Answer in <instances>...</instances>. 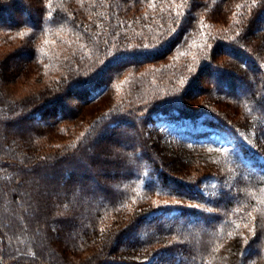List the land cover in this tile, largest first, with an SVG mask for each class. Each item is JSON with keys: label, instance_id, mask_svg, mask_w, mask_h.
Instances as JSON below:
<instances>
[{"label": "trees", "instance_id": "16d2710c", "mask_svg": "<svg viewBox=\"0 0 264 264\" xmlns=\"http://www.w3.org/2000/svg\"><path fill=\"white\" fill-rule=\"evenodd\" d=\"M255 29L264 30V0H0V31L22 40L0 61V264H264V35ZM23 55L41 71L63 64L58 93L6 95L7 63ZM169 60L181 85L137 90L138 70ZM125 75L139 83L124 103L110 101L56 153L38 151L40 136L109 101ZM131 132L134 141H120ZM109 160L120 169L106 172ZM40 174L58 186L42 187ZM150 194L174 202L115 216ZM245 208L244 233L230 216ZM57 225L72 235L61 241Z\"/></svg>", "mask_w": 264, "mask_h": 264}, {"label": "rangeland", "instance_id": "374dc122", "mask_svg": "<svg viewBox=\"0 0 264 264\" xmlns=\"http://www.w3.org/2000/svg\"><path fill=\"white\" fill-rule=\"evenodd\" d=\"M224 18H225V15H224ZM263 31L264 30H261V29H255L254 35L255 34L264 35ZM258 38L259 37H256V39H258ZM21 42H22V40L19 36H12L11 34L9 35V34L5 33L4 31H0V61H3L4 59H6V57L8 56V53L13 51V49L17 48L19 45H21ZM50 43H52V42H50ZM51 46L53 47V48H51V50H54V48L57 49L56 44L51 45ZM61 53L64 54V51ZM194 58H195V56H194ZM226 58L227 57L220 54L215 59L217 62L219 61V62L223 63ZM191 60H189V61L194 62L193 65H196V62H195L196 59L193 61H191ZM18 61H19L18 62L19 64H14L12 62L7 63V66H8V69H6L7 72L3 71V72L7 73L6 79H8V80H6L5 82L2 81L1 88L6 92V95L8 97H11L13 99H21V98L28 97V96L37 97V94L38 95L45 94L44 93V92H46L45 89L48 90V88H49V90H53V91L57 92V90H56L57 87L55 86V83L58 81L55 80V75H60L62 68H63V64L61 65L62 66L61 68L60 67H58V68L54 67V69L52 71L46 70V69H43V71H41L37 66L33 65L32 63L28 64L26 61L25 55H23ZM171 61L172 60H169L165 64L163 62V63H158L155 65L144 66V68L138 70L139 72H137V74L143 78L142 81L144 83L145 88H141V85H140V86H138L139 89H137V90L140 91V89H141V92H145V91L147 92L148 90H152L151 88H153V87L155 88L156 84H159V83H164L166 86L169 83H170V85L174 84V83L176 86L181 85L180 84L181 81L176 80V77L173 75L174 73L169 69V66L172 65ZM163 69L165 70V72H162ZM0 74H2L1 70H0ZM165 74H167L169 76H173V77H171V79H165L163 77V75H165ZM125 77H126V75L123 77H120L119 79H117L115 81V83L113 84V87H114L113 95L111 98H109V101L107 98L105 101V98H104V100L102 102H100L101 103L100 107H99L98 103L97 104H91V105H84L82 111L78 112L77 115L73 119L66 121V122H62L61 124L58 125V127H55L53 129H51L50 131H48L47 133L40 136L37 140V143L40 147L38 151L42 152L44 154L56 153L59 150V145L65 144L69 140H71L70 138H72V136L76 133V130L81 129L82 125L85 122H88L98 112H100L102 109H104L109 104L110 101L112 102V104L113 103L120 104L121 102L124 103L125 99H127L128 95L133 91V88H134L133 86L135 84L139 83V82L136 83L137 79H135V78L129 80L128 77L127 78H125ZM139 79H141V78L139 77ZM52 80H54V82L52 84H48ZM135 88H136V86H135ZM201 98H202V94H199L195 97V99L197 101L200 100ZM66 99L68 102H72V103H75V101H78V99L71 94L66 95ZM221 108L224 109L225 111H229L230 114H232L231 111L236 112L237 114L235 116V119L240 116L239 115L240 110L238 109V107L233 105V103L225 102V104L221 105ZM74 111L75 110H73V112ZM64 127H66L67 131L63 134L59 133V129L64 128ZM133 137H134V134L131 132V134L125 135L120 141L121 142H125V141L132 142V141H134ZM214 137L219 139V141H221L223 138L225 139V135H221V134H214ZM256 143L258 144V142H256ZM111 144H109V148L107 150V153H108V155L114 156V153L112 151L113 148H112ZM100 145H101V143L95 142V144H94L95 150H98ZM167 149L169 152H173L176 150L172 147L165 148V150H167ZM96 154H97L96 151H94L90 155L93 156ZM185 154H186V152H185ZM179 156L183 157V154H181V155L177 154V157H175V158H178ZM106 161L107 160H105V162ZM109 161H110V163L109 162H107V163H109L110 166H108L107 168H110V169L106 170V172L112 173V172L120 169L116 165L115 162H113L111 160H109ZM111 167L114 169L112 170ZM190 167H191V169H189V170H191L192 175L201 171V169L196 170L195 169L196 166H190ZM74 168H76V169L72 168L71 170H76L78 172H81V169H83L84 166L83 165H79V166L77 165ZM192 168H194V169L192 170ZM97 170L99 171V169H97ZM63 171H64V169L61 168L59 172H63ZM78 172L76 173L77 176L79 175ZM89 174H90L89 171H85L86 177ZM39 177H40V185H42V187L44 186V188L46 187V189L54 188V187L58 186V184L60 182L59 181L60 178H58L56 176H47V175L40 174ZM85 181H86V178H83V180L81 178L82 183H84ZM98 188H100V189H96L97 192H103V191H101L102 188L100 186H98ZM94 192H95V190H94ZM32 193H33L32 195H34V197L37 195V194L35 195L34 192H32ZM138 199H141L139 201V203L137 202V203H134L133 205L129 204L128 206H127V204H128L127 203L126 205L123 206V209H120L119 212L117 213V215H115V216H119L122 214V217L125 218V216L126 217L129 216V214H131L134 209L135 210L138 209V206L142 205V204L154 206V205H157L161 202L164 204H168L169 202H174V199L172 197H169L166 195H160V194H150V195H146L143 198H138ZM40 206L41 205H39L38 208H40ZM126 206H127V208H126ZM39 211H41V209ZM124 211H126L127 215H126V213H124ZM113 217H114V215L111 216V214L110 215L107 214L105 216V219H107L108 221H112ZM230 217H231L232 222H234V224L241 227L242 232H244V233L248 232L249 228H251L250 224L252 221L249 220V219H251V214H250L249 208L235 210L234 212H232ZM64 224L65 223H62V226ZM50 230H51L52 234H54L56 237L61 239V241L67 240L68 237H70L72 235L71 233H69L65 229L61 230L58 225L54 228L50 227ZM32 242L36 243L35 240H32ZM194 242L196 243V241H194ZM52 245H54L53 246L54 250L56 249L59 251V247H57V243L55 241L52 242ZM197 245H198V243H197ZM85 253L86 252L76 253L74 255L79 256V257L80 256L86 257ZM50 264H53V263L50 262Z\"/></svg>", "mask_w": 264, "mask_h": 264}, {"label": "snow or ice", "instance_id": "6c2138e0", "mask_svg": "<svg viewBox=\"0 0 264 264\" xmlns=\"http://www.w3.org/2000/svg\"><path fill=\"white\" fill-rule=\"evenodd\" d=\"M144 50H148L147 46H145V49H141V51H144ZM120 54L117 53V54H114V57L113 58H119Z\"/></svg>", "mask_w": 264, "mask_h": 264}]
</instances>
